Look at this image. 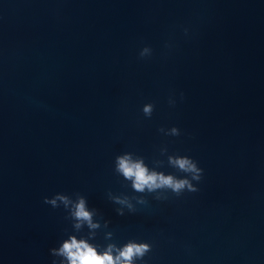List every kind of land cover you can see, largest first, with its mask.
<instances>
[{"label":"water","instance_id":"water-1","mask_svg":"<svg viewBox=\"0 0 264 264\" xmlns=\"http://www.w3.org/2000/svg\"><path fill=\"white\" fill-rule=\"evenodd\" d=\"M125 155L197 191L139 192ZM69 236L149 245L134 264H264V0H0V264H67Z\"/></svg>","mask_w":264,"mask_h":264},{"label":"clouds","instance_id":"clouds-1","mask_svg":"<svg viewBox=\"0 0 264 264\" xmlns=\"http://www.w3.org/2000/svg\"><path fill=\"white\" fill-rule=\"evenodd\" d=\"M145 113H150V106H145ZM176 130L173 129V132ZM118 170L127 179L132 180V186L135 190L143 192L147 189L149 192L157 189H170L179 196L185 189L188 192H196L197 188L187 178H176L169 174L149 172L147 168L140 162H133L127 155L117 158ZM170 162L178 168L182 173L191 174V179L199 181L201 179L202 169L198 167L197 161L187 155L170 158ZM118 199V198H117ZM57 200L61 201L70 214L77 221L76 227L80 226V222H87L90 228L97 227L92 222L91 213L86 209L83 197H78L72 201L66 194L56 193L55 197L49 199L44 197V202L57 207ZM115 245L109 244L102 252H98L96 247L89 244L86 239H77L75 236H69L65 239L59 248H53L51 251L54 255L64 257L67 264H134V257L142 258L149 250V245L145 243L128 242L122 248L113 250ZM55 264V261H54ZM64 264V260L60 261Z\"/></svg>","mask_w":264,"mask_h":264}]
</instances>
